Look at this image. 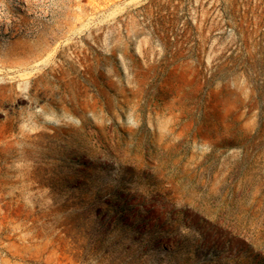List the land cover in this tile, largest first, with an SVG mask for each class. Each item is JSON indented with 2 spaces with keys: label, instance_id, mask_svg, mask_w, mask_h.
Wrapping results in <instances>:
<instances>
[{
  "label": "rangeland",
  "instance_id": "374dc122",
  "mask_svg": "<svg viewBox=\"0 0 264 264\" xmlns=\"http://www.w3.org/2000/svg\"><path fill=\"white\" fill-rule=\"evenodd\" d=\"M0 264H264V0H0Z\"/></svg>",
  "mask_w": 264,
  "mask_h": 264
}]
</instances>
